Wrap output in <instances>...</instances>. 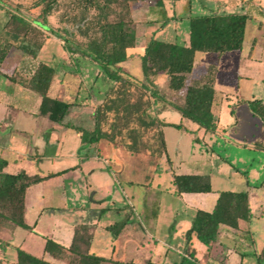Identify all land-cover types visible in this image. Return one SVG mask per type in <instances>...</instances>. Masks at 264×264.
Segmentation results:
<instances>
[{"label":"rangeland","instance_id":"rangeland-1","mask_svg":"<svg viewBox=\"0 0 264 264\" xmlns=\"http://www.w3.org/2000/svg\"><path fill=\"white\" fill-rule=\"evenodd\" d=\"M148 1L156 4L154 0ZM218 1L228 0H161V7L157 14L160 20L148 26L147 39H150L153 31L156 39L185 45L189 33L188 17L217 11L220 9L217 5ZM253 2L264 11V0ZM235 3L238 7L236 6L233 11L245 12V2L243 6H240V0H236ZM44 4L45 2L41 3L39 0H0V37L12 44L5 61L0 66V97L2 90H7V87L12 85L2 72L11 73L14 68L15 73L28 70V67L20 68V60L29 55L23 53L20 48L22 41L19 38L15 39L11 34L16 23L10 21V16L19 14L32 24L43 28L34 27V30L28 29L25 32L21 30L19 34L24 33L25 43L32 48L35 47V43H40L37 59L55 69L51 82L52 95L54 94L52 97L65 101L76 99L79 102L85 101L87 105H83L86 107L81 109L86 113L79 115L74 113L73 117H81V120L75 119L73 123L79 127L92 129L94 115L91 116L87 110L91 108L95 112L96 107L101 106L104 100L116 96L122 86L109 79L96 62L72 51L69 45L85 44L89 39L98 37V26L102 21L112 22L123 19L135 32L134 43H137L135 52L142 53L144 46H141L140 42L146 25L150 23L145 20L149 12L144 8L134 20L130 17V8L125 0H98L97 7L88 10L80 7L76 0H57L43 26L40 13ZM130 6L133 8L135 4L131 3ZM247 16L243 48L224 53L197 52L194 73L184 74V81L180 88H171L168 79L161 87L151 82L144 88L140 81H133L126 86L125 93L130 102L138 98L145 100L147 96V100L152 103L153 97L148 96L150 92H154L158 96L156 100L159 106L162 101L173 106L168 108L170 113L167 112L163 118L156 117L162 124L166 155L160 145L159 126L139 127V139L143 144L140 145L138 152L127 150L124 145L130 141L128 130L131 127H138L137 121H126L120 113L116 115L113 111L103 118L102 128L110 132L114 140L101 139L96 145L80 144L78 146L77 155L89 154L93 151L106 152L109 167L112 169V173L107 172L105 179H102L100 175L96 177V180L99 183L104 182V185L97 189L98 191L92 189L89 200L112 199L113 203L105 204L111 207L122 206L129 201L136 213L128 227L119 238H116L115 231L118 230L122 217L114 213V210L105 212L100 223L115 224V227L96 234L90 247L92 251L110 256L112 247L116 244L114 257L136 264H142L148 259L167 264L180 262L181 264H239L241 261L242 264H264V255H261L264 245V213L261 219H252V223L243 222L246 233L243 231L234 233L231 240L236 251L227 257L221 249L214 251L211 249L203 256L204 251L200 247L203 243L198 239L195 241L190 231L196 209L194 207L211 209L210 204L217 191H240L253 186L262 188L264 193V149L253 142H264V124L252 113L248 105L249 100L264 97V14L254 10ZM260 21L262 25L258 27ZM162 23H164L163 26H161ZM136 34L139 42H136ZM253 38L256 42L251 57L248 58ZM62 39H65L69 45ZM122 64L131 76L137 79L142 78L139 57L133 56ZM96 73H99V87L103 98L101 97L102 101L99 103L95 102L91 105L87 89L92 86ZM63 74L65 79L60 88L59 81ZM199 76L203 78L202 81L196 78ZM208 76L214 78L212 84L206 82ZM205 83L210 97L205 103L204 101L199 103L196 90L191 88L200 87ZM239 98L243 101L237 102ZM183 104L188 105L193 111L200 112L203 110V104L212 115L218 116L217 123L221 132L204 131L196 122L183 117L174 107ZM89 105L91 106L88 107ZM152 105L148 111L156 116ZM168 124H181V126L175 127ZM195 136L199 139L198 141L194 139ZM73 140L70 135L67 136L65 143L68 149L75 146ZM114 143L119 145L116 148L119 150L112 149L115 148ZM114 152L122 153L123 158L114 159L112 157ZM78 162L83 163L84 160L74 156L62 157L56 165H52V169L73 166ZM95 164L102 165L103 161H96ZM171 171L175 174H207L211 179L212 191L207 195L206 200H203L198 193L191 195L196 196L192 201V207L184 210L181 199L173 193ZM71 177L72 189L67 187L66 191L63 189L60 191L52 188L55 190V196L52 197L53 204H60L63 201L71 204L88 199L84 196L85 191L80 175L75 174ZM106 181H111L112 187L109 188ZM62 195L67 198H63ZM60 197H62L61 200ZM144 212L148 213L147 218L144 217ZM154 213L157 214L154 215ZM12 217L17 219L15 215ZM54 221L52 219V226ZM12 228L6 229L1 234L2 239L10 243L5 257L6 264H15L16 247L22 239H25L22 249L34 254L40 253V243L36 235L29 233L32 230L28 231L16 225ZM219 236L225 239L228 235L221 230ZM79 246L81 249L85 247L81 242ZM192 248H195L203 257L197 259L193 256L195 251ZM66 249L67 247H65V253H67ZM161 250H168V254L161 255ZM46 253L51 254L48 251ZM58 255L62 257H57V253L52 254V259L57 260L58 264H77L75 256L72 258L71 254L63 256L62 252Z\"/></svg>","mask_w":264,"mask_h":264},{"label":"trees","instance_id":"trees-1","mask_svg":"<svg viewBox=\"0 0 264 264\" xmlns=\"http://www.w3.org/2000/svg\"><path fill=\"white\" fill-rule=\"evenodd\" d=\"M98 0H76V2L84 10L92 7H97ZM131 8V3L137 5L144 0H125ZM157 5H161V0H154ZM45 2L41 8L42 25L45 26L47 17L56 4L57 0H39ZM248 16L243 13H216L211 12L204 15L188 17L189 43L182 45L174 42H166L151 37L138 57L141 62L143 76L140 79L134 78L126 72L120 65L126 61L132 54H128L127 50L134 46L135 32L129 24L123 20L108 22L102 21L99 23V36L89 39L85 44L69 45L65 39L64 43L70 46L72 51L78 52L80 55L87 57L101 68L106 76L116 83H120L122 89L120 92L111 98L104 100L101 106L96 107L94 112V124L92 129H86L79 126L68 124V127L75 129L80 133L81 145H96L101 139L109 141L114 140V136L102 128L103 118L107 113L113 111L116 115L119 113L126 121H137L138 127H131L128 130L129 142L125 143L127 150L138 152L141 143L139 127H157L159 126V140L163 148V153H166V144L161 129L162 124L156 116L149 113L148 109L152 104L157 103V94L150 92V96L154 101L151 103L147 100L138 98L133 102L128 101L125 88L131 82L140 81L145 88L153 82V78L159 74L167 75L170 82V87L178 89L184 81V74L192 71L194 56L197 51L224 53L226 51L240 50L244 40V31ZM10 21L16 23L12 29V35L15 39L19 38L22 41L20 48L23 53L29 56H24L20 60L21 69L28 67V70L13 73L7 76L11 81L19 83L36 91L41 96L39 105V113L46 116L50 121L62 123L69 112L70 107L74 102H68L59 98L48 95V90L55 74V69L45 62L37 59V51L40 43H35L32 48L28 43H25L24 33L21 35L19 31L35 29L31 21L19 14H11ZM39 29V28H38ZM255 40H253L254 44ZM33 44V43H32ZM12 44L10 41L0 37V65L8 55ZM252 46L249 50L251 53ZM29 57V58H28ZM214 78L208 76L206 82L213 83ZM207 84L200 87L191 88L196 90L199 103L207 101L210 92L207 90ZM248 105L252 113L258 116L264 124V99H253L248 101ZM199 106H201L199 104ZM179 110L183 117H186L193 122H196L205 131L214 132L216 129V116L212 115L202 104L203 110L193 111L186 105L174 106ZM175 127H180L181 124H168ZM196 141L199 139L195 136ZM255 145L264 149V144L255 142ZM115 148L119 145L114 143ZM168 159V158H167ZM7 161L0 157V225L4 221H11L15 225L27 230H32V226L28 225L23 219V193L26 187L31 184L38 183L49 177L60 175L72 168H67L58 172L48 173L44 176L38 174L29 175L24 170L16 173H8L4 171ZM237 169V167H234ZM157 172V170H156ZM172 183L174 192L181 193H208L212 191L211 179L207 174H174L172 173ZM9 209H11L9 211ZM9 211V213H8ZM12 212V213H11ZM12 215L16 216L14 219ZM251 217V210L248 201V191H217V198L213 208L210 211L197 209L192 218L190 231L192 235L206 246V251L209 252L213 243L217 241L219 229L221 225H226L232 228H239L241 221H248ZM115 224L109 226V229L114 228ZM123 227V223L119 224L118 230ZM90 236L79 234L76 230L73 242L68 247L65 253V247L55 242L50 238H46L45 250L51 252L57 257H62L58 253L63 252V256L71 254L75 256L77 264H136L132 261H121L107 258L102 255L89 251ZM79 242L84 244V249H81ZM6 243L1 241V252L4 253ZM264 255V248L261 251ZM16 264H54L42 257H37L20 247L16 248ZM71 258V259H72ZM1 262V259H0ZM69 262V261H68ZM71 262V261H70ZM69 262V263H70ZM142 264H167L162 262L146 260ZM178 264H181L178 263Z\"/></svg>","mask_w":264,"mask_h":264},{"label":"crops","instance_id":"crops-1","mask_svg":"<svg viewBox=\"0 0 264 264\" xmlns=\"http://www.w3.org/2000/svg\"><path fill=\"white\" fill-rule=\"evenodd\" d=\"M235 1L236 0H228L224 2L218 1L217 5H218V8L220 9L214 12L216 13H243L247 15L248 13L253 12L254 10H257L258 13L264 14L263 9L259 8L253 2L254 0H240V3H241L240 6H243V2H245V6H246L244 9L245 12H235L233 11L234 8H236V6L238 7V4H236ZM151 3L152 2H149L148 0H144V1L139 2V4L135 5L133 8H130V17H132L134 20L137 19V17L142 13V10L144 8L145 10H147V12H149V14L146 15L145 20L149 21L150 23L146 25L145 30L142 33V40L140 42L141 46H144V47L149 40L147 39V33H146L148 26L151 23L160 20L157 17V14L161 6L157 4H151ZM219 10H221V12ZM151 13H154V14L152 15ZM247 22H246V26H247ZM163 24L164 23H162L161 26H163ZM261 25H262V22L260 21L258 23V27H260ZM34 26L39 29H43L41 27H38L37 25H34ZM246 26H245V30H246ZM151 37L154 38L153 31H152ZM244 38H245V31H244ZM138 39L139 37L136 34V42L137 41L139 42ZM253 40H255L256 42V39L253 38L251 41V46H252L251 53L253 52V49L255 46V42L254 44L252 43ZM161 41H165V40L161 39ZM166 42H169V41H166ZM188 43H189V36H188V39L185 45H188ZM136 46H137V43L136 44L134 43V46L127 50V53L132 54V57L133 56L138 57V54H141L140 52H135L134 49ZM242 48H243V44H242ZM197 52L195 53V56H194V63H193L192 71L188 75H192V73H194V69L196 65L195 57L197 55ZM251 53L247 55L248 58L251 57ZM122 63H120V65L123 67ZM13 70H15V68L12 69L11 73H7V74L2 72V75H5L6 78L12 83L10 87H7V90H2V96L0 97V157L4 158L7 161V165L4 167V171L8 173H16L21 170H24L29 175L38 174L40 176H44L48 173L58 172V171L76 166L75 169H70L60 175L49 177L38 183L31 184L25 188L24 193H23V201H22L23 203L22 216H23L24 221L28 225L32 226V231H29V230L28 231L29 233L36 235L40 243V253L34 254L28 250H25V249L23 250L37 257H42L45 260H48L54 264H58L57 260L52 259V254L49 255L48 253H46V250H45L46 238H50L54 240L55 242L59 243L60 245L68 248L72 244L75 232L77 230L79 234L90 236L89 251L96 253L90 249L91 243L94 240L96 234H98V232L102 233L104 231L110 230L109 226L113 225V224L108 225V224L100 223V219L102 215L105 214V212L107 211L114 210L115 211L114 213L122 217L121 223H123V227L117 233L115 232L116 238H119L122 232L126 229V227H128L131 219L134 218L136 213L132 205L129 203V201L124 203V205L122 206L111 207L105 204L106 202L113 203L112 199L108 201H106L105 199H103L102 201L93 200V199L89 200L90 191L92 189L95 191H98L97 189L101 188L102 185H104V182L99 183L96 180V177L100 175L102 179H105L107 172L109 171L112 173V169L109 167V164H108L109 159H108V156L106 155V152L93 151L92 153H89V154H83V155L76 154L78 150V146L81 144L80 143V133H78L75 129L68 127L67 125L71 124V125L76 126L73 123L74 122L73 120L75 119L81 120V117H77V116L73 117V114L78 113L79 115V114L84 113L85 111H83L81 107H86L83 105H87V103H85V101L79 102L77 99L73 101H68V102H74V104L70 107L69 112L64 118L63 122L62 123L52 122L46 116H43L39 113V105L41 102L40 94L30 89L29 87H26L25 85L19 83L18 81H11L7 77L14 73ZM196 78L199 81H202L203 79L200 76ZM64 79H65V76L63 74L59 81L60 88L63 86ZM98 79H99V73H96V75L93 77L92 86H90L89 89H87L88 97L89 99H91V102H92L91 105H94L95 102L99 103L100 101H102V98H103V95L100 92ZM166 80H167V75L159 74L156 77H154L153 82L154 84L160 85L159 87H161L163 82L165 83ZM52 89H53L52 84H50L48 95L51 97L54 96V94L52 95V92H53ZM261 99H264V97ZM240 101H243L242 98H239L237 100V102H240ZM91 105H89L88 107H90ZM170 107H173V106L168 104L166 101H162L160 106L158 102L152 105V108L155 109L156 117H162V118L167 115L166 114L167 112L170 113L168 109ZM87 111H88L87 113H90L91 116L94 115V109L91 110L90 108ZM217 122H218V116L216 115V129L214 131L215 133L221 132ZM92 123L94 124V120ZM8 128L10 129L7 130ZM161 129L163 132L162 126H161ZM69 135L74 139L73 142L75 143L76 148L75 146L72 149H68L66 147L65 142H66L67 136ZM253 142L255 143L256 141H253ZM260 143L264 144V142H260ZM112 149H116V148H112ZM116 150H119V149H116ZM115 152L112 155V157H114V159L116 160H121L123 158V154L118 153V152H117L118 154H115ZM164 155H166V153H164ZM66 156L79 157V159L84 160V162L83 163L78 162L74 164L73 166H69V167H63V168L59 167L58 169H52V165H56L58 160ZM129 157H133V156H129ZM99 160L103 161L102 165L95 164L96 161H99ZM75 174L80 175V177L82 178L81 180L84 186L83 190L85 191L84 196H87L88 199L86 201L82 199L78 201L77 203H71V204H68L66 201H63L65 200L63 199L62 200L63 202H61L60 204L58 203L56 205L53 204L52 197L55 196V193H54L55 190H53L52 188H56L57 190H60V191L62 189L66 191L67 187H69V189H72L73 183L71 180L72 179L71 176ZM106 182L109 188L112 187L111 181L109 182L106 181ZM112 189L113 188H111V190ZM261 189L262 188L260 187L255 188L253 186H250L247 189H245L248 191V201H249V207L251 210V217L246 222L252 223V219H261L264 213L263 211L264 193L262 192ZM173 193L176 194L174 192V186H173ZM209 193L210 192L198 193V194L201 195L200 197L203 200H206L207 195ZM176 195L177 197L181 199L184 210H186V209H191L192 201L194 200V197H196V196L193 197L191 195H197V193H181L179 195L178 194ZM62 197L64 198L65 196L62 195ZM62 197H60V200L62 199ZM216 198H217V193L213 196V200L211 201V204H210L211 209L213 208L215 204ZM194 208H196L194 210V213L197 209H200L198 207H194ZM211 209L207 211H210ZM52 212H53V216H52ZM57 212L59 213L58 215H57ZM194 213H193V216H194ZM156 214L157 213H154V215ZM144 217L145 218L148 217L147 212L146 213L144 212ZM52 219L55 220L53 222V226H52ZM243 222L245 221L240 222L239 228H232L226 225H221L219 231L223 230L225 234H227L228 236L225 239H223L218 234L217 241L213 243L212 245V248H211L212 251L221 249L222 252L226 255V257L229 256V254L235 252L236 250L234 248V245L232 244L233 241L231 239L234 233H238L240 231H243L244 233L246 231L245 230L246 228L243 227V225H245L243 224ZM14 225L15 224L10 221H4L0 225V242L3 241L6 243L4 253L1 252V247H0V259H1L0 264H6L5 262L6 252L10 245V243L2 239L1 234L2 232L6 231V229L7 230L13 229L12 227H14ZM78 228H80L81 230L79 231ZM193 239L195 240L196 238L194 237ZM191 240L192 239H190V241ZM24 241L25 239H22V242L17 247L21 248L22 243ZM200 247L204 251V254H203L204 256L207 253L206 246L203 244V246H200ZM263 248H264V245H263ZM192 250L195 251V254L193 256H195L197 259H201L203 257V256L201 257L197 253V250L195 248H192ZM115 251H116V244L113 245L110 256L102 255L99 253H96V254L105 256L107 258L123 261L122 259H118L114 257ZM160 254L166 256L168 254V250H161ZM184 256H186V254ZM156 262H159V261H156ZM15 264H16V261H15ZM103 264H108V263H103ZM239 264H242V261Z\"/></svg>","mask_w":264,"mask_h":264}]
</instances>
